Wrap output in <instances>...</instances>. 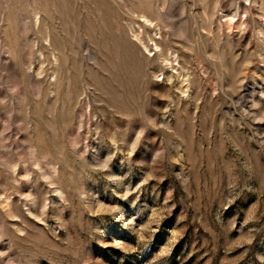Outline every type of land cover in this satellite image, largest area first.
<instances>
[{
    "label": "rangeland",
    "instance_id": "374dc122",
    "mask_svg": "<svg viewBox=\"0 0 264 264\" xmlns=\"http://www.w3.org/2000/svg\"><path fill=\"white\" fill-rule=\"evenodd\" d=\"M0 264H264V0H0Z\"/></svg>",
    "mask_w": 264,
    "mask_h": 264
}]
</instances>
